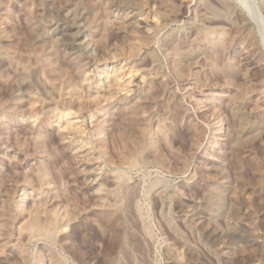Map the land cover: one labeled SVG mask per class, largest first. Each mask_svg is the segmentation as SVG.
Masks as SVG:
<instances>
[{
  "label": "rangeland",
  "instance_id": "rangeland-1",
  "mask_svg": "<svg viewBox=\"0 0 264 264\" xmlns=\"http://www.w3.org/2000/svg\"><path fill=\"white\" fill-rule=\"evenodd\" d=\"M40 2L33 0L27 16L20 1L1 0L0 37L32 31V20L44 15ZM158 4L149 0L141 15H130L135 19L127 45L113 40L99 50L107 62L91 64L83 74L95 92L108 75L132 78L126 91L114 92L122 102L105 101L94 116H72L84 133L61 129L70 116L46 121L47 110L37 121L0 112V264H56V258L63 264H264V0H170L166 23ZM208 6L220 12L213 17L216 36L201 32V38L195 33L213 19ZM140 31L154 42L136 50L138 59L149 48L156 51L162 70L148 76L160 87L164 82L167 92L147 101L142 119L152 147L130 165L122 155L129 121L124 106L146 81L141 73L129 74L125 53ZM174 46L181 61L172 58ZM5 59L0 57V93L21 80L22 70L12 72ZM31 87L24 95L37 91ZM35 131L46 152L42 186ZM85 141L83 151L89 150L79 153L75 148ZM36 217L54 219L52 238L25 230Z\"/></svg>",
  "mask_w": 264,
  "mask_h": 264
},
{
  "label": "bare ground",
  "instance_id": "bare-ground-1",
  "mask_svg": "<svg viewBox=\"0 0 264 264\" xmlns=\"http://www.w3.org/2000/svg\"><path fill=\"white\" fill-rule=\"evenodd\" d=\"M19 1L22 3L21 12L27 14V16L28 15L30 16L33 0H18V2ZM40 3L41 6H43L44 8V15L41 17L42 20L40 22H35V21L33 22L32 20V27H33L32 31L26 34H22V36L20 34H19L20 36L17 34L16 37H11L9 35V32H5L9 36L8 35L6 36L5 34L4 37L3 36L0 37V57H4L6 58L5 60H8L9 63L8 65H10L11 69H13L12 72L22 70V73L18 75L21 76V80L20 81L17 80L16 84H12L9 88H7L6 91L0 93V112H3L6 114V116H10V117L19 115L23 118L24 117L28 119L33 118L35 119V121L40 119L41 114H43V111L45 110L48 111V115H47L48 117L46 116L47 117L46 121L55 118L64 119L65 117L70 116L71 120L70 119L68 120L69 124L60 123V127L62 130L66 129L69 132V134H71V136L73 135L77 137V135L84 133L86 129L82 130L81 125L72 120L73 115L77 113L78 114L92 113V115L94 116L95 114H98V112L103 110V107H101V105L105 101H107L108 105H110L116 101L122 102L123 100H125L122 97H117V94L115 93L116 91L118 92L124 91L126 89L125 86L127 82L128 84L132 83L131 77L129 81H124L125 76L127 77V72L121 74L117 72L111 76L107 74L108 75L107 81L105 83L103 82L104 88L103 89L100 88L101 91L96 90V92L92 88V86H90L89 84L88 85L85 84L84 82L85 79L83 78V74L86 73L87 69L91 67V64H102L104 62H107V59L105 58L106 59L105 60L100 55L99 50H101L102 48H107L110 42H112L113 40H116L119 43L120 47H124V45H127L126 44L128 43L127 38L130 36L129 30L133 24L132 19H135V16H137V14L141 15V12L145 10V7L149 5V0H41ZM158 5H159V9L161 10L160 14L163 20L162 22L166 23L168 20H171L172 18H170L171 17L170 12L172 13L171 11L172 9L170 10V0H159ZM206 8H208L209 14H211L212 18L220 14L218 10L212 7L208 6ZM134 12H136L135 16L130 17V15H132ZM120 14H124L125 17H123L122 15L120 16ZM209 16L207 17V19L209 18ZM28 19L30 18L28 17ZM216 21L217 20L215 18L213 19L209 18V21H207L209 26H207L205 30H198L196 33L194 32L195 36H200L201 32H203V36H205V38H207L206 36L208 35L215 37L216 36L215 32L217 29H215L212 26V24L215 23ZM112 29L113 31L115 30L116 33L118 32L117 34H121V35L123 34V36L120 35L117 37L114 36L115 33L111 32ZM238 29L240 30L241 33V31L243 32L244 28L239 27ZM137 34H138L137 35L138 37L136 39L137 43L134 41L135 42L134 47L132 46L133 44L131 45L132 47L130 46L128 47L130 48V50L126 51L125 59L127 63L131 65L128 68L129 74L131 75L133 74L135 76L136 74L141 73V78H143V80L146 81V86L141 89L142 91L140 92L139 95H136V97L133 100H131L129 104H126L124 106V110L127 111V114L129 116L128 117L129 121L127 122L128 123L127 130L124 131L125 133L123 134V136L121 135L122 137L119 136L121 137V141L124 143L123 150L121 149L122 155L124 157V160H127V162H129L130 165H135L138 159V158L136 159L135 157L141 156L142 153L150 149V146L152 147L151 143L149 142V137H148L149 132H147L145 123H143V121L145 122V120L142 119L143 114L146 113L147 110L150 108L148 107L149 104H147V101L150 100L153 101L151 99L153 98V96L155 98V96L157 95L159 96V94L161 93L165 94V92H167L166 90L167 85L163 81L160 87L158 86L159 85L158 83L160 82H157L156 84L154 78H150L148 76L151 75L150 71L152 70H156L157 73L158 70L159 71L160 69L162 70L161 68L162 66L160 67V65L162 64L159 62L160 59L157 56L158 54H156V51H151L153 48L152 49L149 48L150 51L148 52V54H145V57L142 59H138V56L140 54H138L139 52H136L137 49L140 51L143 49L147 50L153 40V36L151 34L148 35V33L143 34L141 33V31L137 32ZM203 36L201 38H203ZM191 38H193V36ZM5 39L11 41V44L9 45L4 43V41H6ZM181 44L183 45L184 42L183 43L181 42ZM188 44L187 46L190 45ZM162 46H164L165 48L164 53L169 51V49L166 48V45H162ZM179 46L177 47L174 46V48L172 47V49L170 50L171 54L173 55L172 58L174 57L173 59H175L174 62L178 59L180 60L181 57ZM111 54L112 53H110V55ZM118 57L120 58L119 54H116L115 57L113 58L117 59ZM192 63H194V61ZM184 70L185 69H183V71ZM183 74H187V73H183ZM27 78H32L33 82L30 83L33 86L36 85L38 86L37 91L33 92L34 90H36L35 88L33 91L30 92L28 96L27 94L24 95V91L28 90L31 87V84H28L29 81L27 80ZM4 83L3 85L6 84ZM67 96L70 98H66ZM158 96L156 98H159ZM27 104L30 106L29 108H25L26 107L25 105ZM237 127H238L237 128L238 133H240L241 126H237ZM33 135H34V139L36 140L35 141L36 146H38L37 148L39 149L38 153L40 155V163L44 165L42 166V170L37 177V182L42 186L48 172L47 167L45 166L46 152H45L44 144L37 143L41 138L40 133L39 132L36 133L35 131ZM42 140H43L42 142L46 141L44 139ZM79 141L81 140H78L77 142ZM83 142H81V144L79 145L77 144L75 148L78 150L79 153L81 152L85 153L87 150H89L86 149L83 151V148H85L86 145H88L86 141H85L86 143ZM117 143H119V141ZM60 151L63 153V155L61 156H64V153H66L65 148L60 149ZM69 164L72 163L69 162ZM27 179L28 177L26 176L25 180ZM6 207L8 208V206ZM2 209H3L4 218H8L9 217V215L7 216L8 210L5 209V207H3ZM70 219H72V217ZM53 220L49 221V223L48 222L44 223L45 221L42 222L40 218L36 217V219L32 220L33 221L32 223H29L28 225L25 226V230L29 231L31 234H33L34 237L37 238H41V237L52 238V236H54L53 231L56 229L57 226V223L54 222ZM55 260H56V264H63L62 261H60V259L58 260L56 258L54 259V261Z\"/></svg>",
  "mask_w": 264,
  "mask_h": 264
}]
</instances>
